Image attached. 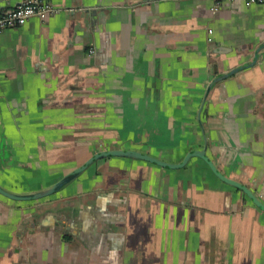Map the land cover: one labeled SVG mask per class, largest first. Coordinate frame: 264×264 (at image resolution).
I'll list each match as a JSON object with an SVG mask.
<instances>
[{"label":"crops","instance_id":"1","mask_svg":"<svg viewBox=\"0 0 264 264\" xmlns=\"http://www.w3.org/2000/svg\"><path fill=\"white\" fill-rule=\"evenodd\" d=\"M43 1L57 12L0 33L2 187L47 189L104 150L206 149L264 203V3ZM0 264H264V211L198 157L112 156L52 196L0 194Z\"/></svg>","mask_w":264,"mask_h":264},{"label":"water","instance_id":"2","mask_svg":"<svg viewBox=\"0 0 264 264\" xmlns=\"http://www.w3.org/2000/svg\"><path fill=\"white\" fill-rule=\"evenodd\" d=\"M259 53L260 51L256 53V59H258ZM241 69L242 67L235 68L230 73L217 77L214 80V82L226 79L228 76L240 71ZM112 156L143 160V161L157 164L161 167L171 168V169H177V168L184 167L187 165V163L190 161L191 158L198 157L207 163L211 171L215 174V176L218 179L242 191L246 196H248L253 201V203L257 207H259L262 211H264V203L258 198V196L252 191V189H250L247 185L243 184L242 182L236 179L230 178L224 173H222L219 167L216 165V163L207 155L206 149L194 150V151L187 153V155L179 163H169L160 158L154 157L152 155H149L147 153L137 151V150H125V149L104 150L90 157L84 164L77 167L70 173L66 174L64 177L58 180L54 185H52L51 187L47 189L37 191L34 193L18 194V193H14V192L7 190L0 185V194L10 199L18 200V201L40 200V199L52 196L60 192L61 190H63L66 186H68L70 183H72L76 179H78L92 164H94L95 162L99 160L112 157Z\"/></svg>","mask_w":264,"mask_h":264},{"label":"built area","instance_id":"3","mask_svg":"<svg viewBox=\"0 0 264 264\" xmlns=\"http://www.w3.org/2000/svg\"><path fill=\"white\" fill-rule=\"evenodd\" d=\"M222 2L223 0H215V11L221 8ZM246 2L261 4L264 0H246ZM56 12L55 5L43 0H23L13 8H0V33L4 29L24 25L32 17L43 19Z\"/></svg>","mask_w":264,"mask_h":264}]
</instances>
